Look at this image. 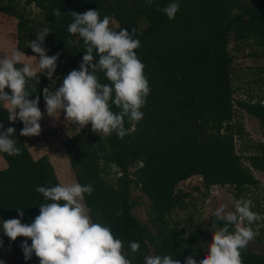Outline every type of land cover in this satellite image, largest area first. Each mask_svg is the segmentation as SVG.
Returning a JSON list of instances; mask_svg holds the SVG:
<instances>
[{
    "label": "trees",
    "instance_id": "16d2710c",
    "mask_svg": "<svg viewBox=\"0 0 264 264\" xmlns=\"http://www.w3.org/2000/svg\"><path fill=\"white\" fill-rule=\"evenodd\" d=\"M179 3V11L170 20L162 9ZM37 10L33 15L30 8ZM161 10L158 11L157 9ZM60 9L57 18L54 11ZM99 11L117 24L115 31L135 29L139 39L138 58L151 89L139 122H128V135L120 139L115 133L99 136L89 124L63 142L64 151L76 183L90 184L92 194L84 203L91 210L93 223H100L120 239L131 264H145L144 256L171 255L184 264L186 257L202 252L198 232L185 236L169 217L175 210H186V195L177 190L181 182L199 177L207 194L211 187L229 186L234 198H242L259 185L253 171L264 173V143L256 142L250 151L236 149V141L245 135L236 120L235 104L255 118L264 128V105L258 100L234 101L232 84L233 57L229 45L255 47L250 56L264 51V0H0V13L16 21V47L26 55L36 54L27 48L35 33L51 30L44 42L48 55H58L57 71L62 78L79 70L86 51L82 39L72 36L68 25L72 12ZM68 39L78 41L73 46ZM98 59V57H97ZM20 67V65H17ZM91 71V69H90ZM101 83H109L98 73ZM40 84L34 85L32 99L40 96V109L45 104L43 89L51 91V82L38 72ZM34 84V82H32ZM6 92L11 94L10 89ZM114 111H119L113 105ZM4 130L16 129L13 139L21 149L18 156L0 152L6 167L0 170V241L13 242L4 235L3 220L21 219L31 224L40 214L45 201L37 187L60 184L46 156L34 159L20 135L23 123L12 124L0 107ZM138 189L148 200L147 223H142L132 210L131 198ZM63 203V202H61ZM18 209L24 212L21 218ZM259 215L264 209L252 208ZM190 221V220H189ZM216 217L212 218V222ZM223 227L224 221H216ZM230 231L232 230V226ZM27 240L19 237L21 244ZM15 241V242H16ZM140 244L133 253L131 242ZM29 246L31 240H27ZM1 248V247H0ZM242 264H264V255L242 250ZM31 264H40L33 254Z\"/></svg>",
    "mask_w": 264,
    "mask_h": 264
},
{
    "label": "clouds",
    "instance_id": "9594fccd",
    "mask_svg": "<svg viewBox=\"0 0 264 264\" xmlns=\"http://www.w3.org/2000/svg\"><path fill=\"white\" fill-rule=\"evenodd\" d=\"M145 2L151 6L153 0ZM179 7V3L174 2L162 11L174 20ZM54 15L59 18L60 9H56ZM69 15L72 22L67 31L83 40L86 51L79 70L70 71L60 87L55 91L48 87L43 89L47 115L58 121L63 114L66 122L77 129L90 124L92 131L101 137L115 133L123 139L130 132L125 127V119L128 122L143 119L141 109L146 106L151 91L144 73L145 65L137 55L140 40L134 38L135 29L131 33L126 29L112 30L111 17L105 15L101 19L99 11L90 9L83 14L72 12ZM51 33L44 27L35 33L36 40L29 41L27 48H31L35 56L29 57L19 49L0 55V107L8 113L12 124L18 120L23 123L20 135L24 137H38L42 133L44 114L39 107L40 96L31 97L34 85L40 84L38 70H43L49 80H53L57 71L59 56H49L43 47ZM77 43L72 39L66 41L73 46ZM33 59L38 60L36 66L30 63ZM98 73H104L109 83H101ZM6 89H10L11 94ZM113 105L119 111H114ZM15 133V128L4 130L0 123V152L10 156L21 154L13 139ZM36 191L50 202L39 206L40 214L31 224L22 223L21 219L2 222L3 233L11 241L19 237L31 240L30 246L27 240L21 245L26 260H31L35 254L40 264H131L122 241L114 237L110 228L91 221V210L84 203L85 194L90 196L93 192L90 184L40 186ZM252 207L251 199L240 198L234 201V211H226V205L216 208V221L225 224L219 228L216 221L211 224L212 243L199 264H242L241 252L255 238L252 225L262 219ZM18 215L23 217L22 209H18ZM229 226H232L231 231ZM2 246L3 241H0ZM130 248L136 253L140 244L133 241ZM144 261L145 264H181L165 254L146 255ZM184 264H197L195 255L186 257Z\"/></svg>",
    "mask_w": 264,
    "mask_h": 264
},
{
    "label": "rangeland",
    "instance_id": "374dc122",
    "mask_svg": "<svg viewBox=\"0 0 264 264\" xmlns=\"http://www.w3.org/2000/svg\"><path fill=\"white\" fill-rule=\"evenodd\" d=\"M33 15H37L35 8H30ZM117 24L113 19L110 21V28L115 29ZM16 47V21L12 17L0 13V55L10 54ZM230 53L233 57L232 63V84L236 92L233 95L234 101L239 100H258L261 98L264 105V51L257 57L250 56L256 51L255 47L247 45L234 44L229 45ZM32 57V55H27ZM27 59V58H26ZM33 66L38 64L37 59L30 61ZM43 72V70H38ZM49 80V79H48ZM51 82L52 88H58L63 83V78L55 73ZM44 119L41 121L42 133L38 137H23L31 156L38 159L46 156L52 165L56 178L60 184L76 183L74 173L66 157L63 142L73 134L82 130L77 129L71 122H66L64 115L58 121L48 117L46 105L41 108ZM236 120L243 126L245 135L243 139L236 141V149H245L250 151L252 144L256 142L264 143V128L259 122L249 114L240 110L235 104ZM5 162L0 156V170L5 166ZM254 177L258 180L257 188L251 189L242 198L251 199L253 207L259 206L264 209V173L253 171ZM177 190L186 195L184 199L187 209L175 210L169 217L170 224H177L183 229L185 236L188 233L198 232L202 239V252L199 260L207 254V246L212 243V218L216 208L226 205V211H234V201L236 198L232 195V189L229 186L211 187L206 194L199 177H191L187 181L181 182ZM131 198L136 202L132 213L142 222L147 223V213L149 202L147 198L138 190L133 189ZM241 198V197H240ZM237 198V199H240ZM252 210V209H251ZM261 220L252 225L255 232V238L248 244L247 250L257 254L264 255V214L260 215ZM190 220V221H189ZM218 227V226H217ZM219 228V227H218ZM21 243L5 242L0 248V261L3 264H31L26 260ZM150 254L154 255L152 248Z\"/></svg>",
    "mask_w": 264,
    "mask_h": 264
},
{
    "label": "crops",
    "instance_id": "0c3cea01",
    "mask_svg": "<svg viewBox=\"0 0 264 264\" xmlns=\"http://www.w3.org/2000/svg\"><path fill=\"white\" fill-rule=\"evenodd\" d=\"M3 161H4V160H3ZM4 162H5V161H4ZM4 164H5L4 166L6 167V163H4ZM5 167H4V168H5ZM4 168H3V169H4ZM1 170H2V169H1Z\"/></svg>",
    "mask_w": 264,
    "mask_h": 264
}]
</instances>
